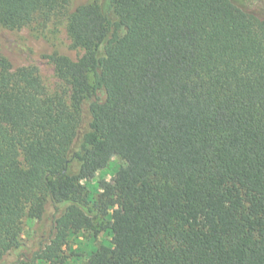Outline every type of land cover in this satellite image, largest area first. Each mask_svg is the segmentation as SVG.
Listing matches in <instances>:
<instances>
[{
	"label": "trees",
	"instance_id": "16d2710c",
	"mask_svg": "<svg viewBox=\"0 0 264 264\" xmlns=\"http://www.w3.org/2000/svg\"><path fill=\"white\" fill-rule=\"evenodd\" d=\"M67 1L0 0V26ZM68 35L84 55L52 58L64 97L0 52V264H64L85 230L111 237L87 264H264V22L233 0H108ZM112 157L110 196L90 200ZM48 201L65 205L49 243L4 263Z\"/></svg>",
	"mask_w": 264,
	"mask_h": 264
},
{
	"label": "rangeland",
	"instance_id": "374dc122",
	"mask_svg": "<svg viewBox=\"0 0 264 264\" xmlns=\"http://www.w3.org/2000/svg\"><path fill=\"white\" fill-rule=\"evenodd\" d=\"M238 6L256 15L264 22V0H233ZM98 3L106 8L108 0H68L65 7L58 12L45 26L33 24L18 30H9L0 26V52L11 63L13 70L22 67H34L49 97L66 96L68 86L61 81L55 71L52 58L63 57L71 62L79 61L83 55L82 48H74L68 35L70 15L80 6ZM22 162V158L20 159ZM124 162L112 157L108 166L95 176L82 182L86 186L90 200H97L100 195L105 198L109 192L103 190L106 184H113L116 172ZM65 211V205H53L48 201L44 216L40 221L31 219L27 214L21 221V248L9 253L4 263L18 258L19 254L31 257L34 252L44 248L54 235V224ZM109 211L104 222L111 218ZM99 230V228H96ZM111 237L107 231L85 230L68 239L63 248L64 264H87L91 254L98 247H109Z\"/></svg>",
	"mask_w": 264,
	"mask_h": 264
}]
</instances>
